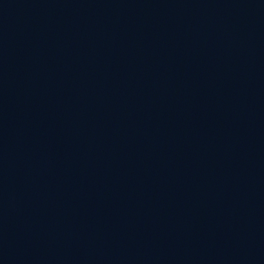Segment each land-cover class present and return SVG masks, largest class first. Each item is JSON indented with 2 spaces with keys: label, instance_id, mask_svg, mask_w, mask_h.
I'll return each mask as SVG.
<instances>
[{
  "label": "water",
  "instance_id": "95a60500",
  "mask_svg": "<svg viewBox=\"0 0 264 264\" xmlns=\"http://www.w3.org/2000/svg\"><path fill=\"white\" fill-rule=\"evenodd\" d=\"M0 264H264V0H0Z\"/></svg>",
  "mask_w": 264,
  "mask_h": 264
}]
</instances>
